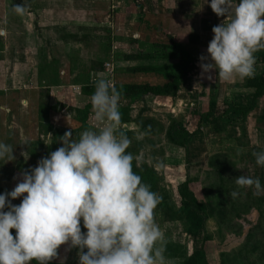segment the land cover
Listing matches in <instances>:
<instances>
[{
  "label": "rangeland",
  "instance_id": "1",
  "mask_svg": "<svg viewBox=\"0 0 264 264\" xmlns=\"http://www.w3.org/2000/svg\"><path fill=\"white\" fill-rule=\"evenodd\" d=\"M20 3L21 0H0V27L7 30L2 38L14 46L0 53V58L5 57L8 63L32 65L34 52L42 57L37 65L43 84L52 86L50 95L43 92L42 104L46 109L52 103L61 126L52 129L47 124L35 136L27 134L39 141L27 144V154L17 163L0 160L1 193L11 191L20 182L22 170L35 167L42 157L53 152L55 145L62 146L66 131L72 132L71 142L78 140L84 130L98 131L110 123L95 119L91 97L99 79L113 83L119 93L131 83L160 85L164 90L156 94H120L117 134L131 141L126 151L133 155L134 165L155 169L160 187L167 191V201L175 206L172 212L177 211L182 218L168 220L158 209L154 211L164 234V240L157 244L162 248L164 264H264V199L246 200L245 194L253 193L250 188L239 189V198L227 194L222 198V191L215 189L221 182L209 165L218 152L237 161L244 150L240 143L245 137L232 140L224 136L226 129L239 127L243 119H231L222 111L229 102L246 103L253 91L245 86L246 78L225 82L215 69L210 73L212 79L201 75L199 57L207 55L213 38L211 29L227 23V18L211 10L210 0H25L27 11L22 16L11 10L12 4ZM171 42L182 44L192 57L175 83L176 58L168 54ZM259 54V50L254 53V74H264V60ZM210 109L220 115L217 134L205 121ZM176 122L192 133L186 145L167 137L169 125ZM227 168L224 177L231 181L226 180L225 186L232 192L237 190L238 171ZM187 178L199 202L214 203L222 198L232 206L225 213L228 215H221V224L211 216L203 230L197 229L186 212L179 213L178 188ZM157 194L161 197L163 192L159 190ZM22 198L12 203L18 205ZM81 230L86 231L82 222ZM196 249L202 254H196ZM58 253L50 262L60 264V259L66 257L65 264H79L76 248L61 245Z\"/></svg>",
  "mask_w": 264,
  "mask_h": 264
},
{
  "label": "clouds",
  "instance_id": "2",
  "mask_svg": "<svg viewBox=\"0 0 264 264\" xmlns=\"http://www.w3.org/2000/svg\"><path fill=\"white\" fill-rule=\"evenodd\" d=\"M209 6L227 23L211 29L207 55L199 57L201 75L212 79L215 69L225 82L253 77L254 53L264 48V0H210ZM11 10L24 15L25 0ZM6 35L0 27V37ZM119 100L115 85L99 79L91 103L95 119L110 123L98 131L84 130L71 142L72 132L66 131L61 147L22 170L20 182L0 193V264H49L65 244L77 249L79 264H164L157 247L164 234L154 218L161 197L133 171V155L126 151L131 141L117 134ZM252 154L255 164L264 167V150ZM13 159V147L0 141V160ZM249 172L236 177L232 198L249 188L254 196L264 195V184L254 169ZM21 196L18 205L12 203Z\"/></svg>",
  "mask_w": 264,
  "mask_h": 264
},
{
  "label": "crops",
  "instance_id": "3",
  "mask_svg": "<svg viewBox=\"0 0 264 264\" xmlns=\"http://www.w3.org/2000/svg\"><path fill=\"white\" fill-rule=\"evenodd\" d=\"M25 32L29 34V31ZM25 32L22 33L24 38ZM10 47L14 46L9 43L7 45V38L5 41L3 38L2 41L0 40V53L6 52ZM34 53L32 65H30L31 63L15 64L11 61L9 65L5 57L4 59L0 58V141L13 147L15 163L27 154L25 150L27 144L35 145L39 141L37 137H26L27 134L31 133L35 136L36 131L47 124L52 129L61 126L59 125L61 119L57 117L56 109L52 103L48 104L46 109L43 107L42 94L47 92L50 95L52 86L43 84L37 65L40 64L42 57L37 52ZM46 64L48 62L45 61ZM29 70L32 73H29ZM48 99L50 98L48 97ZM213 130L215 134L218 133L215 129ZM225 132L224 136H227V139L245 137V140L240 143V147L244 150L239 153L237 161L227 153L218 152L216 154L226 155L241 175L242 173L253 174L249 170L254 169V175L264 182V167L255 164V157L252 154L264 150V93L245 115L239 127L232 126L229 131L226 129ZM256 139L260 140L259 145L253 143ZM59 147L61 145H55L53 151ZM38 151L35 149V153L39 154ZM2 161L5 162V160Z\"/></svg>",
  "mask_w": 264,
  "mask_h": 264
},
{
  "label": "trees",
  "instance_id": "4",
  "mask_svg": "<svg viewBox=\"0 0 264 264\" xmlns=\"http://www.w3.org/2000/svg\"><path fill=\"white\" fill-rule=\"evenodd\" d=\"M171 51H169V55L176 58V66L174 67L175 71V77L173 80V83L177 82L179 77L183 74L185 70L189 67V64L191 62V55L189 51L182 45L177 42H171ZM259 57H262L264 60V48L259 49ZM245 86L247 88H251L253 91H251V97L246 103H242L238 101L239 103H227L226 109L222 111V113H228L233 118H242L244 119L245 115L248 113L249 110H251L255 104L257 99L264 93V74H254L251 78H246ZM163 86L160 85H153L150 83H131L129 84L124 91H122L121 95H136V96H143L145 94H156L161 90H164L162 88ZM89 107V104H88ZM205 121L209 123V125L212 126L213 129H217V119L220 117V115L216 114V109L208 110L205 114ZM230 119V120H231ZM86 120V116H84L83 121ZM190 133L183 125L182 123H174L170 124L169 128L167 130V137H169V140L171 142H174L178 145H186L188 138L191 135ZM133 164V171L141 177L142 183L150 186V190L158 193V191H162L163 194L161 196V201L158 204L157 208L155 210L160 211L164 214L165 218L168 220H176L180 218V215H178L177 211L176 214L178 217L175 218V210H173V206L171 201H167L166 195L167 191L163 189V187H160V177L158 173L150 166L147 165H141L137 166ZM209 165L213 172H215V175L219 178L220 184L218 186L215 185V189H218V191H222L220 193L222 198L226 197L230 194L231 190L226 188V180L231 181L229 177H224V173L227 172L229 169L227 167L234 168L236 171H238L234 175H241L239 173V170L234 167V165L228 160V157L224 154H215L212 156V158L209 160ZM189 178L182 181L179 185L178 191L180 193V199H181V205L179 206V213L183 214L184 212L187 213L188 219L194 225L197 229L204 228L205 221L207 217H214L217 221L216 223L221 224L223 220H221L222 216H226L228 214H225L228 211H231V207H229L227 204L221 201L222 198L217 199L214 203L209 201V203H202L199 202L193 195L192 191L189 188ZM220 186V187H219ZM242 190V189H240ZM2 192V189L0 190V193ZM241 193V192H240ZM219 194V193H217ZM225 196V197H224ZM219 197V195H218ZM230 197V196H228ZM239 198V197H238ZM253 199L255 201L263 200L264 195L261 196H254L253 193L247 192L245 194V199L248 200ZM175 207V206H174ZM181 209V210H180ZM209 210L206 212V210ZM7 210V209H5ZM224 214V215H223ZM222 215V216H221ZM171 217V218H170ZM173 217L175 219H173ZM182 219V218H180ZM13 235H15V229L11 232ZM195 253L202 254L201 251L198 249L194 250ZM193 257V256H192ZM190 259V258H189ZM32 264H37L35 260L32 261ZM49 264H55L49 261Z\"/></svg>",
  "mask_w": 264,
  "mask_h": 264
}]
</instances>
